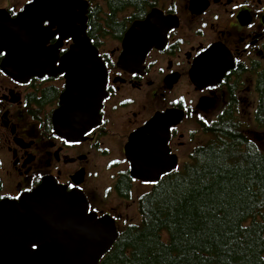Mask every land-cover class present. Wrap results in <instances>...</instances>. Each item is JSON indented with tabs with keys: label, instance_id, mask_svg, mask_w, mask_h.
Wrapping results in <instances>:
<instances>
[{
	"label": "flooded vegetation",
	"instance_id": "flooded-vegetation-1",
	"mask_svg": "<svg viewBox=\"0 0 264 264\" xmlns=\"http://www.w3.org/2000/svg\"><path fill=\"white\" fill-rule=\"evenodd\" d=\"M83 1L85 36L105 70L98 121L78 138L60 136L54 113L64 77L22 83L2 71L0 56V200L17 201L44 183L81 194L88 213L116 227L97 262L107 264L121 254L125 229L140 223L141 197L181 172L222 126L264 137V0ZM32 3L0 0V11L14 19ZM42 27L46 46L62 57L72 39L49 21ZM168 111L180 113L169 138ZM133 135L136 164L164 169L155 182L131 175ZM168 149L177 161L169 173Z\"/></svg>",
	"mask_w": 264,
	"mask_h": 264
},
{
	"label": "water",
	"instance_id": "water-1",
	"mask_svg": "<svg viewBox=\"0 0 264 264\" xmlns=\"http://www.w3.org/2000/svg\"><path fill=\"white\" fill-rule=\"evenodd\" d=\"M86 7L83 0H33L14 19L0 11V52L6 54L2 71L22 83L43 76L64 77L54 123L56 132L65 138H78L96 124L105 96V70L84 32ZM63 20L65 25H59ZM45 21L61 26L60 36L73 41L60 58L57 46H46ZM179 115L168 111V138ZM158 122V118L152 120L146 130ZM138 137L133 135L126 147L131 175L155 182L164 169L144 172L136 164L133 148ZM176 164L168 149V173ZM116 236L113 220L88 213L81 194L47 183L17 201L0 200V264H97Z\"/></svg>",
	"mask_w": 264,
	"mask_h": 264
},
{
	"label": "trees",
	"instance_id": "trees-1",
	"mask_svg": "<svg viewBox=\"0 0 264 264\" xmlns=\"http://www.w3.org/2000/svg\"><path fill=\"white\" fill-rule=\"evenodd\" d=\"M107 264H264V148L222 126L139 202Z\"/></svg>",
	"mask_w": 264,
	"mask_h": 264
},
{
	"label": "rangeland",
	"instance_id": "rangeland-1",
	"mask_svg": "<svg viewBox=\"0 0 264 264\" xmlns=\"http://www.w3.org/2000/svg\"><path fill=\"white\" fill-rule=\"evenodd\" d=\"M256 132L257 133H260L261 131L259 130H256V129H248V130H245V133H247V135L251 138V139H254L256 141V143L261 147V148H264V137H260V138H257L256 137Z\"/></svg>",
	"mask_w": 264,
	"mask_h": 264
},
{
	"label": "snow or ice",
	"instance_id": "snow-or-ice-1",
	"mask_svg": "<svg viewBox=\"0 0 264 264\" xmlns=\"http://www.w3.org/2000/svg\"><path fill=\"white\" fill-rule=\"evenodd\" d=\"M33 2V0H28V3H32ZM249 26H251V25H249ZM57 39H59V37H56ZM60 51L61 52H64L65 51V49H60ZM6 54L4 53V52H0V56H5ZM175 103V102H174ZM0 199H3V197H0ZM13 199H15V197H13ZM37 250V247H36V245H33L32 246V251L33 252H35Z\"/></svg>",
	"mask_w": 264,
	"mask_h": 264
}]
</instances>
